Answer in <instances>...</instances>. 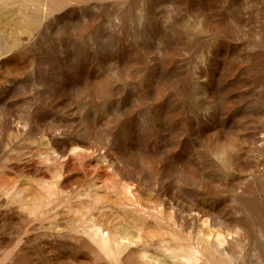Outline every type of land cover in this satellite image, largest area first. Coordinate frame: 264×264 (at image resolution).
Returning <instances> with one entry per match:
<instances>
[{
	"label": "rangeland",
	"instance_id": "obj_1",
	"mask_svg": "<svg viewBox=\"0 0 264 264\" xmlns=\"http://www.w3.org/2000/svg\"><path fill=\"white\" fill-rule=\"evenodd\" d=\"M147 263L264 264V0H0V264Z\"/></svg>",
	"mask_w": 264,
	"mask_h": 264
},
{
	"label": "bare ground",
	"instance_id": "obj_2",
	"mask_svg": "<svg viewBox=\"0 0 264 264\" xmlns=\"http://www.w3.org/2000/svg\"><path fill=\"white\" fill-rule=\"evenodd\" d=\"M102 233V232H101ZM103 235V234H102ZM118 240V239H117ZM120 240V239H119ZM120 241H123V240H120ZM120 243H118V245H119ZM127 244H128V242H127ZM121 246H122V243L120 244ZM148 264V263H147ZM154 264V263H153Z\"/></svg>",
	"mask_w": 264,
	"mask_h": 264
}]
</instances>
